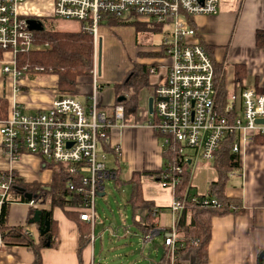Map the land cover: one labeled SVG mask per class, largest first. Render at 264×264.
<instances>
[{
    "label": "built area",
    "instance_id": "1",
    "mask_svg": "<svg viewBox=\"0 0 264 264\" xmlns=\"http://www.w3.org/2000/svg\"><path fill=\"white\" fill-rule=\"evenodd\" d=\"M28 1L0 0V62L3 72L16 82L15 94L21 91L19 81L26 72V68L18 69V55L35 47L36 31L31 30L28 23L34 15L23 9ZM44 2L51 9L37 16L78 21L80 29L93 37V81L88 91L91 103H84L78 95L67 92L54 99L46 109L26 112L16 97L10 101L8 115L0 119L1 156L9 164L6 170H0V218L3 207L13 202V190L22 178L15 165L25 155H33L40 158L43 166L49 163L63 166L62 172L69 177L66 182L70 192L68 208L77 212L80 220L93 227L96 225L97 196L106 192L108 181L117 182L119 177L117 156L121 149L111 143L110 133L115 127L123 126L126 119L122 104L114 105L111 113L99 108L98 93L102 85L97 50L101 42V24L112 18L159 24L162 31L171 28L165 31L158 47L163 55L156 58L165 65L156 62L150 65L149 72L154 75L162 69L165 77L150 96L154 98L153 113H150L149 105L139 107L138 121L145 116L146 123L139 124H147L163 138V153L173 154L158 177L162 187L174 192L170 206L173 219L169 228L150 229L144 235V241L151 242L154 236L163 234L170 264H174L180 247L177 216L183 209L176 187L181 182L184 166L199 158L214 162L226 146L241 156L248 142L264 138V91L259 87L244 88L240 93L230 94L226 104L222 105L217 97L212 58L189 23L198 15L218 14L222 0ZM111 155L114 157L109 162ZM203 201L206 205L220 206L216 198H203ZM29 203L40 204L34 198ZM239 209L238 204L232 207L233 211ZM152 213L160 216L163 212L154 208ZM146 218L147 210L143 209L138 221L144 223ZM24 232L32 236L30 231ZM2 244L0 233V247ZM261 264H264V257Z\"/></svg>",
    "mask_w": 264,
    "mask_h": 264
},
{
    "label": "crops",
    "instance_id": "2",
    "mask_svg": "<svg viewBox=\"0 0 264 264\" xmlns=\"http://www.w3.org/2000/svg\"><path fill=\"white\" fill-rule=\"evenodd\" d=\"M33 1L36 0L28 1L23 5V9L33 15L43 13L45 10H39V7ZM47 6L49 11L51 9L50 5L47 4ZM193 21L196 24L197 34L204 44L202 45L209 48L210 51L208 50V52H211L209 54L212 55L211 58L213 57L216 63L223 65L224 83L228 91L227 97L233 92L240 93L241 90L248 87H259L264 91V47H258L256 44L257 31L264 30V0H243L240 5L233 2L232 6L219 10L218 14L198 15L194 17ZM155 50L158 51V48L153 49V51ZM156 58H152L149 62L135 61V63H151L152 65L156 63ZM134 65L119 83L128 77ZM238 66L239 68L243 67L245 70V76L241 84L236 82V68ZM163 73L161 80L158 79L157 74H150L149 89L151 86L156 88L161 83L165 77L164 70ZM98 75L100 81L101 71ZM23 77L19 81L21 91L15 94L14 86L16 82L3 72L0 62V98L8 101L7 115L10 101L15 97L26 112L46 109L50 107L54 99L63 96V93L67 92L74 93L79 98L84 96V103H91L88 91L92 86V74L88 77L78 78L74 91L59 90V77L55 75V87L51 89L50 93L34 89L32 85L35 82ZM7 79L11 80V88H9L11 95L9 97L6 95ZM149 89H144L141 92V97L142 93ZM144 97H146V93L143 95ZM146 99L149 102V92ZM98 101L101 110L111 113L113 106L119 102L115 87L113 97V92L110 89H104L102 85L98 93ZM139 107L144 108V105L140 102ZM137 116L139 114L126 118L125 121L133 120ZM159 137L150 127L132 124H123V126L115 127L111 131V143L120 146L121 149L120 155L117 156V164L121 168L120 176H123L124 179H121L120 183L122 181L130 183L135 174H141L144 170L158 172L164 167L166 162ZM226 150L230 149L226 146L220 155ZM111 157L113 159L114 155H111ZM214 162L210 163L213 164ZM196 163L194 161L191 168L193 192L202 196L209 195L210 185L219 179V172L212 165L214 169L201 167L197 168V173L195 171L193 174V167ZM240 163L242 170L230 176H237L238 185L231 188L227 185L225 194L237 199L241 209L222 213L213 218L211 239L207 249L209 264H260L258 261L259 255L264 251V142H248L240 156ZM8 167L9 164L1 156L0 170H6ZM15 170L26 181L49 184L52 180V169H44L40 158L33 155H25L22 161L15 165ZM153 179L154 182L141 184L142 197L152 203L153 209L157 208L163 213L160 216L152 217L156 218L157 221L154 225H150L149 220L144 223L138 221L139 214L143 209L133 208L134 211H137L134 221L141 232V228L146 224H149L150 229L158 227L161 230L169 228L172 224L173 217L170 206L174 200V192L169 188L162 187L158 177ZM102 194H106V192L100 193L99 196ZM37 208L46 212L49 211L51 219L57 224V235L52 245L43 246L41 249L43 264H96L93 248L92 254L89 249L90 244L94 247L96 225L93 227L89 224L91 230L87 237L88 241L81 242L78 223L67 216L66 212L60 207L52 208L49 204L31 205L29 202L13 201L8 209V225L22 227L24 230L31 232L35 241H42L43 235L40 229L44 227L45 212L40 223L31 224L29 222ZM75 213L78 215L77 212ZM145 234L142 232L143 241ZM156 236H162L164 244L163 234ZM156 236L151 242L155 240ZM44 241L46 242V239ZM49 243L47 242V244ZM34 260V253L25 244L3 242L0 247V264H32Z\"/></svg>",
    "mask_w": 264,
    "mask_h": 264
},
{
    "label": "trees",
    "instance_id": "3",
    "mask_svg": "<svg viewBox=\"0 0 264 264\" xmlns=\"http://www.w3.org/2000/svg\"><path fill=\"white\" fill-rule=\"evenodd\" d=\"M190 26L196 28L193 20H190ZM110 27L113 26H133L137 33L142 31L162 32L159 24L148 25L139 21H125L124 19L112 18L109 21ZM200 43L203 44L201 37ZM35 47L27 53L18 55L17 66L19 70L26 68L25 74L32 77L35 74L56 75L59 77L58 89L61 91H74L78 83V78L88 77L92 74L94 68V40L91 34L79 31H60L46 28L43 31L35 32ZM256 44L258 47H264V30H258L256 33ZM204 45V44H203ZM207 50V46H205ZM210 51V50H209ZM211 54V52H209ZM140 55L148 57L162 56V51L141 52ZM212 56V55H211ZM1 58V52H0ZM215 69V84L218 93V101L225 105L227 101V87L224 83L223 65L216 63L213 59ZM150 64L135 63L133 69L126 79L115 85L118 97L123 95L126 99L117 104L125 107V116L129 118L138 114L140 106L141 92L150 87ZM24 74V75H25ZM245 76V70L239 66L236 68V82L241 84ZM8 101L0 98V119L7 116ZM256 141L263 143L264 138H257ZM109 150V148H108ZM165 165L173 158L172 153H164ZM219 172V179L210 185L209 195H198L193 192L191 185L192 164L187 163L184 166V172L181 175V182L176 187V195L183 202V209L177 216V234L180 247L177 250L174 264H209L207 259L208 244L211 239L212 220L215 216L231 212L232 207L239 204L237 199L231 198L225 194V188L230 180V174L240 172L242 166L240 156L230 150L223 152L212 164ZM44 169L50 168L53 171L52 180L49 184H43L38 181H26L20 178L18 186L14 188L12 201L30 202L25 192L33 194L37 203L49 204L52 208H62L67 216L74 219L79 226L81 242H87L91 230L89 223L79 219L78 215L68 208L70 192L66 189V182L69 179L63 172V166L60 164L49 163L43 166ZM119 166V177L116 183L121 182ZM138 175H144L151 178L159 177L160 171L144 170L141 174H135L130 181L133 186L130 202L134 209H146L147 220L150 225L157 221L153 216V206L151 202L143 199L141 193V182ZM21 189H25L22 192ZM198 199L196 201L194 199ZM203 198H216L220 206L206 205ZM202 199V202L200 200ZM10 204L3 207L1 214L0 233L3 242L25 244L35 256L32 264H43L41 258V249L43 246L52 245L57 235V224L51 219L50 231L43 235L46 242L35 241L32 236L25 234L24 229L19 226L8 225V209ZM46 213V211L44 210ZM150 226L146 224L141 228L145 234ZM47 242H50L47 244ZM170 257L165 251L160 264H170Z\"/></svg>",
    "mask_w": 264,
    "mask_h": 264
},
{
    "label": "rangeland",
    "instance_id": "4",
    "mask_svg": "<svg viewBox=\"0 0 264 264\" xmlns=\"http://www.w3.org/2000/svg\"><path fill=\"white\" fill-rule=\"evenodd\" d=\"M242 1L222 0L220 10L229 8L233 2L234 4L240 5ZM33 2L40 10L48 11V3H45L44 0H36ZM40 18L46 28L60 31L80 30V23L75 20L52 17ZM166 30L169 31L171 28L169 27ZM166 30L162 32L142 31L137 33L133 26L110 27L109 22H103L100 28L101 44H98L97 53L98 59L101 56L100 81L104 89H110L114 97L115 84L122 80L128 70L135 64V61L149 62L152 59V57L140 55V53L157 49L163 41ZM156 62L165 65V62L162 60L156 59ZM156 76L161 80L163 70L161 69ZM23 78L34 81L35 84L32 87L46 93H50L56 83L55 75L35 74L32 77L29 74H25ZM41 83L43 85H40ZM6 85V95L9 97L11 95L9 91V88H11V80L7 79ZM154 89L151 86L149 90H145L142 94L144 95L146 93L147 97L149 92L150 97L154 94ZM143 95L140 102L146 106L148 105V99L146 97L143 98ZM145 119L146 117L143 116L140 119L141 121H138L137 116L133 120L124 121L123 124L149 127L147 124H139L146 123ZM159 142L161 145L163 144L162 137H159ZM109 162H112L111 156H109ZM201 167L213 168L212 163L204 158H199L193 167V174L195 171L197 173L196 169ZM120 177L122 180L124 179L123 176ZM236 177H230L227 184L228 187L231 188L238 185ZM139 179L141 184L144 182H154L153 178L144 175H140ZM132 188V184L125 181H122V183L108 181L106 183V194L104 196H97L94 247L91 244L89 246L91 254L93 248L96 264H159L161 257L165 253L166 248L163 244L162 236H156L153 242L145 243L143 241L142 232L134 221V216L137 215V211H134L130 202ZM126 229H129L130 233L126 234Z\"/></svg>",
    "mask_w": 264,
    "mask_h": 264
},
{
    "label": "water",
    "instance_id": "5",
    "mask_svg": "<svg viewBox=\"0 0 264 264\" xmlns=\"http://www.w3.org/2000/svg\"><path fill=\"white\" fill-rule=\"evenodd\" d=\"M28 23H29V28L33 31H43L45 29V25H44V22L41 20V19H36V18H29L28 19ZM98 68H99V72L101 71V56L99 57L98 59ZM80 99L85 102V97L82 96L80 97ZM126 99V96H119L118 97V101L119 102H122L123 100ZM148 105H149V111L150 113H153L154 111V98L153 97H150L149 98V102H148ZM260 121V120H259ZM264 122V120H263ZM22 192H25V189H21ZM26 194V197L29 199V200H32L33 199V194L32 193H29V192H25ZM103 196L105 194H102ZM101 195V196H102ZM44 216V210L43 209H40V208H37L34 212V215L33 217L29 220V222L31 224H34V223H40L42 218ZM45 221H44V227L40 229V232L42 235H45L46 233H48L50 231V227H51V213L49 211H47L45 213ZM263 256H264V251L261 252V254L259 255V263L261 264L262 260H263Z\"/></svg>",
    "mask_w": 264,
    "mask_h": 264
},
{
    "label": "flooded vegetation",
    "instance_id": "6",
    "mask_svg": "<svg viewBox=\"0 0 264 264\" xmlns=\"http://www.w3.org/2000/svg\"><path fill=\"white\" fill-rule=\"evenodd\" d=\"M33 18H36V19H41L40 17H38L37 15H34Z\"/></svg>",
    "mask_w": 264,
    "mask_h": 264
}]
</instances>
